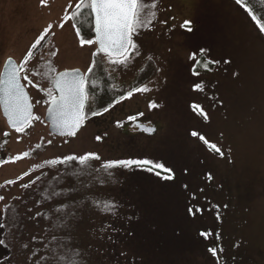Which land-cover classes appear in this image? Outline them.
<instances>
[{
    "label": "rangeland",
    "instance_id": "rangeland-1",
    "mask_svg": "<svg viewBox=\"0 0 264 264\" xmlns=\"http://www.w3.org/2000/svg\"><path fill=\"white\" fill-rule=\"evenodd\" d=\"M25 5L28 13L29 4ZM156 12V19L161 20L152 24L162 23L153 43L157 45L135 42L137 49L128 53L131 59L127 65L95 58L91 45L81 46L79 41L68 46L62 66H76L85 73L89 66L92 73L98 66L114 73L116 100L134 87L149 89L111 108L115 131L100 136V140L90 136L88 127L68 140L51 136L43 120L46 94L42 89H47L48 81L32 72L33 83L25 81L33 115L39 119H34L25 132L12 134L10 147L21 152L34 146V156L0 166V195L5 197L0 201V211L5 205L14 206L15 211L8 208L6 217L14 231L9 243L26 248L23 253L31 263L40 264L42 259L34 249L30 229L33 214L42 208L32 210V216L24 215L30 208L28 203L33 202L30 195L22 189L20 179L12 185L5 182L23 174L28 164L92 151L101 157L92 169H100L105 159H148L171 169L174 178H163L169 173L151 165L113 169L112 177L102 170L85 169L87 175L68 178L57 177L59 167L48 171L47 176L52 173L53 179L64 182L66 178L64 187L48 182L47 214L40 215L50 226L46 243L52 250L57 249L56 238L75 246L84 264H110L115 249H108L106 256L98 255V251L112 245V224L120 222L126 232L115 242L118 264H264V35L251 14L235 0H161ZM185 21L190 23L185 25ZM28 25L31 23L26 20L17 26L9 20L3 22L4 34L10 35L4 50L11 45L20 47L24 39L17 33ZM193 53L195 59L191 58ZM207 60L219 63L205 68ZM32 70L46 72L38 65ZM195 84L201 88L194 89ZM89 102L92 108L95 102ZM153 103L156 106L150 107ZM193 105H199L207 119L199 109L194 111ZM125 112L145 124L157 125V132L147 135L135 131L127 117H118ZM118 121L119 126L126 123L127 134L118 131ZM193 131L198 135L193 136ZM200 135L215 143L223 155L210 150ZM149 167L152 171L147 170ZM53 191L61 195L52 196ZM94 196L118 205L115 215L104 217L112 228L103 232L98 226V210L90 199ZM57 208L61 209L58 219ZM148 216L157 218L155 227L171 237L163 246L145 244L142 223ZM134 221L139 225L131 226ZM202 232L210 235L202 236ZM209 248L217 249L216 255ZM16 262L29 264L20 258Z\"/></svg>",
    "mask_w": 264,
    "mask_h": 264
},
{
    "label": "snow or ice",
    "instance_id": "snow-or-ice-1",
    "mask_svg": "<svg viewBox=\"0 0 264 264\" xmlns=\"http://www.w3.org/2000/svg\"><path fill=\"white\" fill-rule=\"evenodd\" d=\"M44 0H41L43 3ZM242 0H236L237 5H241ZM157 5L158 0H77L76 9L77 12L73 13V16L79 15L80 9L88 10V17L90 24L89 27L95 32V39H83L81 37V29L75 24L77 37H81L79 43L81 46L87 44H97L99 45L97 51L104 52L109 58L115 56L118 59L111 60V63L116 65H127L131 57L128 55L131 51L137 49L136 43L133 41L132 37L138 32L139 29H147L151 26L152 22L157 16ZM149 9L151 11L149 12ZM251 14V13H249ZM253 20L256 19L255 16L252 17ZM190 21H185L184 24H189ZM184 25H182L183 27ZM259 26V25H258ZM51 27V25L49 26ZM191 31V29H188ZM45 32L48 31L46 28ZM259 31L264 35V26H259ZM43 33L37 39L31 47L28 49L27 54L23 59L16 63L11 57H9L3 66V70H0V111H2L3 116L7 120V124L14 129L16 132H23L26 127H28L34 119H39V117L34 116L32 113V105L29 101L28 93L25 91V85L22 84V80L26 81L28 84H32L33 81L29 78V72L33 75H41L48 82L49 87L47 89H42L48 96V119L51 121L53 129H58L60 135L75 136L77 130L83 125L87 116L84 112L85 104L89 99V94L87 91V86L90 84L93 88L97 86L96 81L89 80V74L92 73L93 67L89 66L86 73H81L79 69H71L57 72L56 68L52 66L51 62L48 63V71L39 72L29 69L26 65L29 59L33 55V49H35L43 40ZM201 54L205 50L201 49ZM138 54V53H137ZM52 55H56L55 52ZM94 57L97 55L96 52L92 54ZM196 53L192 54L193 59H195ZM151 59V57H149ZM230 61H225L229 63ZM95 62H93L94 64ZM197 64L200 63L199 60L196 61ZM219 63L218 61L207 60L204 62V67L208 68L210 64ZM194 74L198 75V72L194 71ZM39 87V85H37ZM194 89H200V84H195ZM149 89L147 86L134 87L130 91L121 95L118 100H114L112 103L108 104L107 107L103 108L101 111L91 112L92 116L101 115L102 112H107L119 101L125 100L126 98H131L135 93L146 92ZM156 105L150 104V107H155ZM200 110V113L204 115L207 119V113L200 108L199 105H193V110ZM142 115V113H141ZM136 117L129 116V120H134ZM119 126V121L117 122ZM146 131L153 132L154 128L145 129ZM4 135H8L7 132ZM193 136H197L198 133L193 131ZM199 138L204 141L210 148L217 153L221 152V149L215 144L207 141L204 136L200 135ZM100 136H96V140H100ZM48 143H51L49 141ZM37 148L40 145H36ZM29 156V152H24L20 155L11 157V160L20 159L21 157ZM100 162L101 157L96 152H85L82 155H66L56 157L50 160L44 161L42 164L34 165V168H43L45 164L55 167L56 165H67L70 162H77L83 168L78 169L76 172L70 173V177H79L80 175H87L85 169H92V162ZM162 169L168 172L169 175L163 177L165 179H173L174 173L171 169L164 168L163 164L154 163L148 159H105L100 164V169L108 177H112L113 169H130L133 166H148ZM152 167L147 170L152 171ZM28 172H24L23 176H28ZM160 175L159 172L156 173ZM208 178L211 179V174H208ZM22 179V177H17L16 180ZM39 179V177H37ZM16 180H7L5 183L7 185H12L16 183ZM103 183V181H101ZM30 184H22V188H28ZM3 187V185H0ZM187 187V186H185ZM76 191V189H71ZM52 196L61 195L60 192L53 191ZM5 197L0 195V201H3ZM19 199V197H16ZM92 204L101 214H111L115 215L118 205L111 199L104 198L103 196L90 197ZM5 208H9L11 211H15L14 206L5 205ZM61 209L57 208L56 211ZM192 212V209H189ZM15 218V217H13ZM5 225L0 223V228ZM105 228H112L111 224H105L101 227V232ZM114 230V229H113ZM202 236L210 235V233H201ZM57 249H59V254L55 257L57 264H84L81 252L75 247L67 243H62L61 241L54 238ZM5 241L0 239V245H4ZM27 247V245H25ZM57 249H53L56 252ZM209 252L216 255L217 249L209 248Z\"/></svg>",
    "mask_w": 264,
    "mask_h": 264
},
{
    "label": "flooded vegetation",
    "instance_id": "flooded-vegetation-1",
    "mask_svg": "<svg viewBox=\"0 0 264 264\" xmlns=\"http://www.w3.org/2000/svg\"><path fill=\"white\" fill-rule=\"evenodd\" d=\"M20 3H22V5H20ZM25 3L29 4L28 13L27 6L25 5ZM76 4L77 0H75L73 3H70L69 0H44L43 3H41V0H22V2L20 0H0V70H3L4 62L9 57H11L16 63H19L27 54V51L31 47V45L37 39H39L42 33L44 38L43 40H41L40 44L32 50L33 55L29 59L26 66L29 69H33L35 65L43 66L44 71H48V63L51 62L52 66L56 68L57 72L77 69L76 66H62L67 60L66 55L68 46H70L71 41H79L81 37L86 40H94L95 35L94 31H92L89 27L90 21L89 19H87L88 10L82 8L79 10V15L75 17L73 16V13L77 12ZM5 20L11 21L15 26L18 25L19 21L23 20H26L27 22L31 23V25L26 26V28L23 29L22 32L17 33L20 38L24 39V42L22 44H19L20 47L18 46L17 48H15L13 45H11L7 47L8 49L4 50V41L7 37H10V35L4 34L3 22ZM160 20L161 19H158L157 21L160 22ZM74 24L81 29V37H77L76 28L73 27ZM50 25L51 27H49ZM160 25L161 26H156L155 24H151V26L147 29H139L138 32L133 35V41L138 42L140 45H145L147 41H149L152 45H157L153 43H156L154 41L157 40L156 35L162 30V23ZM46 28L48 29L47 32L44 31ZM53 52H55L56 55L53 56ZM93 52L97 53L95 58H103L109 62L110 60H115L110 59L106 55L98 52L95 43L91 45V56H93ZM58 66L60 67L59 69ZM78 69L85 73L81 68ZM97 71H99L100 73L95 74V72ZM28 74L29 78L31 79L30 72ZM113 74L114 73H108L107 70H104L103 68H100L98 66H96L93 73L89 74V80L97 82V86L94 88L96 89V93L91 92L92 88L89 84L87 86L89 99L87 100L84 109L87 119L84 121L81 130L77 134H79L82 130H85V128L88 127L90 129V136L96 139V136H106L114 130V114L111 113V108L107 112H102L101 115H91V112L101 111L103 108L107 107L108 104L112 103L115 100ZM21 82L25 85V81L22 80ZM49 86L50 85L48 82L47 88ZM25 88H27L26 85ZM45 99L46 105L43 112V120L45 110L48 106L47 95ZM90 99H93V101L95 102L92 108L89 105ZM118 117L122 120H126L127 117V121L131 123L135 131H138L137 127L135 126V122L138 121L141 124H145L136 118L134 120H129V116H127L126 112L123 114V117ZM44 123L48 131V125L45 120ZM145 125L154 126L156 128V132L158 130L157 125L153 123ZM28 127H26L25 130ZM2 128L3 131H1ZM117 129L122 134L128 133L126 123H124V125L122 123L121 126H119ZM25 130L23 132H25ZM5 132H7L8 135H4ZM14 133L20 132H16L15 130L10 129L6 122V119L3 116L2 111H0V166H5L9 163L15 164L18 161L28 159L29 156H34V153L32 152L34 146L32 147V149H30V147H26L22 149L21 152L15 148L10 147L12 138L11 136ZM77 134L75 136H77ZM75 136H72L70 138H73ZM24 152H29V156H22L20 159L15 160L14 162L11 160V157L20 155ZM56 179L57 177L54 179L52 178L51 181H54ZM20 180L21 184H32L39 181V179L35 178L34 176H22V179ZM58 180H60L59 185L62 187L64 184L63 179ZM7 213L8 208L2 209L0 211V223L5 225L3 228H0L2 230V232L0 233V239H3L5 241L4 245H0V264H18V262H16L18 258L14 253L15 250L9 243V240L11 239L10 235L14 231L12 230V226L9 225L7 222ZM3 250H6L7 252V255L4 257Z\"/></svg>",
    "mask_w": 264,
    "mask_h": 264
},
{
    "label": "trees",
    "instance_id": "trees-1",
    "mask_svg": "<svg viewBox=\"0 0 264 264\" xmlns=\"http://www.w3.org/2000/svg\"><path fill=\"white\" fill-rule=\"evenodd\" d=\"M160 2H161V0H158V4H160ZM241 5L246 9V11L248 13H251V17H253V16L256 17L255 21L257 22V24L259 26H264V0H242ZM157 20L158 19H156V21ZM117 98L118 97H115V100ZM124 106H125V104H124ZM75 137H73V138H75ZM66 139L68 140L71 138H66ZM93 163H94V165L97 166L98 162L93 161L92 164ZM39 164H42V163L36 162V163L28 164L23 171V173H24V172H28L30 169H32L29 172V174H34L35 178L39 177V181H37L36 183L30 184V186L26 189L23 188L24 192L29 194L30 195L29 198H31L33 201L31 203H28L30 208L27 212L24 213V215H31L32 216L34 209L36 210V208H39V209L42 208L39 211V213L35 212L32 216L33 217V223L31 225L30 229H32L31 235L33 238L34 249L37 252V255H39V258H42L39 260L40 264H42V263L57 264L55 257L59 254V252H57L58 249L56 250V252H54L52 250L50 244L46 243L47 239L50 236V234L48 233L50 231V226H46L44 224L42 218H40V215L45 216L47 214L48 195H49V190H48L47 185H48V182L51 181V179L53 177L52 173L48 174V176H47V172L53 170L55 167H59V172L57 174V177L62 175V177L68 178L69 173H73L74 171H77L78 169H80V165L77 162H70L67 165H59L58 164L55 167L47 165V164H45L43 168H34L33 167L34 165H39ZM65 166H66V170H65ZM96 169L97 168H93V169H90V171L94 172ZM22 176H23V174H21L19 177H22ZM65 179H64V182H65ZM54 182L57 186V185H59L60 180L56 179V180H54ZM62 187H64V184ZM74 201H75V195H74ZM62 204H63V201L60 204V208H61ZM32 210H33V212H32ZM149 213L152 214L153 212H148V214ZM55 215L58 219L60 217V211L57 212ZM97 215H98V218L100 219L98 222V226L102 227L105 224H107V221L104 217H107L110 214H101L98 211ZM152 215H154V214H152ZM157 221H158L157 218H153L151 216H148L146 218V220L144 221V223H142V224H144V227H145L144 234H143V240H144L146 245L160 244L161 246H163L164 243L169 242V240L171 239V237L168 236L165 231H159V229L157 227H155L157 224ZM112 225L115 227L114 230L112 229V240H113L112 245L107 247V248L102 247L103 249L98 251V255L106 256L108 249H115V251L113 252V258L114 259H113L112 263H110V264H118L115 261L117 259V253H118L117 252L118 246L116 245L115 242L119 241L121 239L122 232H124V233L126 232V226L124 229H122L123 225L120 222L119 223H113ZM130 225L131 226H138L139 222L134 221ZM38 231H40V232H38ZM104 238H105V240H107V242H109L108 237L107 238L104 237ZM13 248L15 250L14 253L17 256V258H20L22 261L29 262V264H34V262L31 263L30 257L26 253H23L24 250H27L26 248H23L21 245H15ZM34 256L35 255H34V251H33V260H34ZM102 264H106V263L102 262Z\"/></svg>",
    "mask_w": 264,
    "mask_h": 264
},
{
    "label": "water",
    "instance_id": "water-1",
    "mask_svg": "<svg viewBox=\"0 0 264 264\" xmlns=\"http://www.w3.org/2000/svg\"><path fill=\"white\" fill-rule=\"evenodd\" d=\"M94 35H95V32H94ZM96 47H97V49H98V47H99V45H97L96 44ZM101 54H104V55H106L107 57H108V55L107 54H105L104 52H100ZM109 58V57H108ZM110 59H118V57H115V56H113V57H111ZM78 69V68H77ZM80 70V69H79ZM80 72L81 73H83L81 70H80ZM25 91L27 92V90H26V88H25ZM28 93V92H27ZM28 96H29V94H28ZM29 101H30V103H31V105H32V102H31V98H30V96H29ZM49 106V105H48ZM48 106H47V108H46V110H45V115H44V120H45V122L47 123V125H48V132L52 135V136H54V137H57V138H66V137H72V136H67V135H60L59 134V130L58 129H53V127H52V124H51V121L48 119V115H47V110H48ZM32 113H33V105H32ZM5 118V117H4ZM6 119V118H5ZM6 122H7V120H6ZM9 126V125H8ZM135 126L137 127V130L139 131V132H143V133H145V134H147V135H154L155 133H156V128L154 127V126H147V125H145V124H141V123H139L138 121L137 122H135ZM10 127V126H9ZM82 127V126H81ZM81 127L77 130V133L81 130ZM148 128H154L155 129V131H153V132H149V131H146L145 129H148ZM10 129H12L11 127H10ZM14 130V129H13ZM76 133V134H77ZM2 232V230H0V233ZM7 255V252H6V250H3V257L4 256H6Z\"/></svg>",
    "mask_w": 264,
    "mask_h": 264
}]
</instances>
